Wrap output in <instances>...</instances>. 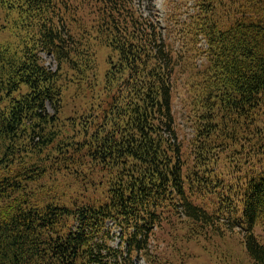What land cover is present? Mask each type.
Listing matches in <instances>:
<instances>
[{
	"label": "trees",
	"instance_id": "trees-1",
	"mask_svg": "<svg viewBox=\"0 0 264 264\" xmlns=\"http://www.w3.org/2000/svg\"><path fill=\"white\" fill-rule=\"evenodd\" d=\"M140 1L0 0L19 38L0 43V264H178L166 224L238 228L264 264V0H178L165 32ZM101 46L107 107L61 117Z\"/></svg>",
	"mask_w": 264,
	"mask_h": 264
},
{
	"label": "rangeland",
	"instance_id": "rangeland-1",
	"mask_svg": "<svg viewBox=\"0 0 264 264\" xmlns=\"http://www.w3.org/2000/svg\"><path fill=\"white\" fill-rule=\"evenodd\" d=\"M178 0H141L138 5L143 14L151 17L156 21L159 26L165 32L166 20L169 13H174V10L180 9ZM12 13V12H11ZM7 12L6 19L0 15L6 22V28L0 32V43H18L17 34L13 33L11 27L12 14ZM18 18V17H17ZM17 33V32H16ZM109 47L101 46L97 48L96 60L98 62L99 83L94 87L89 86H74L67 89L64 93L63 107L61 111V117L76 116L81 111H95L97 114L101 113V110L107 107V100L110 98L109 93L114 90V87L104 86V78L106 69L110 66L108 63ZM41 59L44 61V65H47L51 69H55L54 59L47 55L45 52H41ZM77 88V89H76ZM75 90L80 94H75ZM182 96L179 93L175 94L173 106V115L176 122V128L179 138H189L193 133V127L187 118V111L181 100ZM46 108L49 112H53V107L48 103ZM185 111V112H184ZM106 224L110 227V234L112 240L110 244L118 246L120 244V226L114 224L112 220H108ZM170 224L165 225L166 234H162V239H165L159 246L167 248V252H173V249L177 252L178 264H254L248 257L244 245L242 243V235L238 231V228L227 229L219 233H212L211 231L204 232L198 235H189L188 232L176 231L172 232V226ZM157 233V231H155ZM176 237L174 241L172 236ZM177 244L182 246L179 252L176 248ZM152 244L150 243L149 246ZM111 264H124L122 262H114ZM128 264H146L143 259L134 258Z\"/></svg>",
	"mask_w": 264,
	"mask_h": 264
}]
</instances>
